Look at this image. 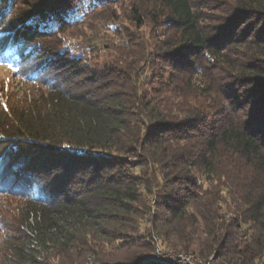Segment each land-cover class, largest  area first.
<instances>
[{
    "label": "trees",
    "instance_id": "obj_1",
    "mask_svg": "<svg viewBox=\"0 0 264 264\" xmlns=\"http://www.w3.org/2000/svg\"><path fill=\"white\" fill-rule=\"evenodd\" d=\"M113 3L35 0L0 26L4 62L41 87L0 103L20 152L0 191L26 200L0 264H35L30 219L42 264H146L158 245L264 264V0H142L131 21L162 29L125 30L93 69L61 35Z\"/></svg>",
    "mask_w": 264,
    "mask_h": 264
},
{
    "label": "rangeland",
    "instance_id": "obj_2",
    "mask_svg": "<svg viewBox=\"0 0 264 264\" xmlns=\"http://www.w3.org/2000/svg\"><path fill=\"white\" fill-rule=\"evenodd\" d=\"M33 1L35 0H0L1 29L8 31L9 25L12 22H18V19L14 17L16 10L19 13H25L28 9L27 5L32 4ZM49 1L50 4H55V0ZM141 1L142 0H117V3L96 7V11L90 17L86 25L76 29L71 28L67 35H61V37L67 42V48L73 52L72 54L74 56L84 57L87 62L91 60L92 62L88 66L95 69L93 64L97 62L102 55L106 54L105 50L101 51V48L103 49L106 45L126 46L125 43L127 42V38L126 32H124L125 30H128L131 34L138 33L146 35L148 39H150L151 35H154L155 32L162 29V26L151 24L149 27L145 26L140 30L136 28L135 24L131 21L132 5L139 4ZM19 27H23V24H19ZM113 27L119 30L122 29V33L116 36L112 32ZM1 33L3 34V32ZM5 36L7 37L6 34ZM39 90H41V87H37L30 79L22 76L19 70H16V67L10 64V62H4L3 56L0 54V103L6 104L10 102L12 104H22L26 101L30 102L32 97L39 94ZM11 147L10 145H0V156L3 157V155H7L9 152L10 155L8 154L9 156L7 158V162L9 163H12V159L20 154L19 150L17 152V150ZM22 151L25 152L26 150L23 149ZM5 166L9 168L7 164ZM25 201L26 200L22 197L0 191V259L3 250L7 247V235L10 234L5 226L14 218L20 219L22 216L25 217ZM27 224L23 227L27 226ZM23 227L21 228L22 233L27 238L28 235L24 232ZM155 240L157 241L158 238L155 237ZM26 244H30L28 238ZM157 247L159 251L161 250V253L190 254L199 259L201 258L202 261H212V264H218L213 257L204 259L196 254L167 252L159 245ZM45 250L43 249V260L45 258ZM154 252L148 261L154 256ZM92 262L93 259H90L89 264H92Z\"/></svg>",
    "mask_w": 264,
    "mask_h": 264
},
{
    "label": "bare ground",
    "instance_id": "obj_3",
    "mask_svg": "<svg viewBox=\"0 0 264 264\" xmlns=\"http://www.w3.org/2000/svg\"><path fill=\"white\" fill-rule=\"evenodd\" d=\"M35 223L34 220L30 219L27 226L23 227V230L25 233H27V238L30 244H28V247L26 249V253H34L35 255V264H41L43 262V249L42 246L38 240V233L34 228ZM161 251V250H160ZM159 251V252H160ZM161 253V252H160ZM168 255H179V256H189L190 261L196 262L197 264H212V261H202L201 258H197L190 254H168ZM153 257L148 261L147 264H152ZM156 264H165V263H156Z\"/></svg>",
    "mask_w": 264,
    "mask_h": 264
},
{
    "label": "built area",
    "instance_id": "obj_4",
    "mask_svg": "<svg viewBox=\"0 0 264 264\" xmlns=\"http://www.w3.org/2000/svg\"><path fill=\"white\" fill-rule=\"evenodd\" d=\"M165 263V264H197L196 262L190 261L189 256H179V255H168L165 253H160L158 247H156L154 256L152 259V264Z\"/></svg>",
    "mask_w": 264,
    "mask_h": 264
},
{
    "label": "water",
    "instance_id": "obj_5",
    "mask_svg": "<svg viewBox=\"0 0 264 264\" xmlns=\"http://www.w3.org/2000/svg\"><path fill=\"white\" fill-rule=\"evenodd\" d=\"M146 264H147V262H146Z\"/></svg>",
    "mask_w": 264,
    "mask_h": 264
}]
</instances>
